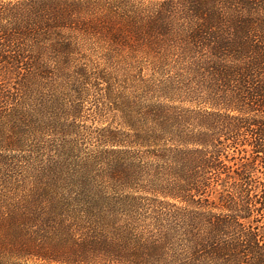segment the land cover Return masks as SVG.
I'll use <instances>...</instances> for the list:
<instances>
[{
    "label": "trees",
    "instance_id": "1",
    "mask_svg": "<svg viewBox=\"0 0 264 264\" xmlns=\"http://www.w3.org/2000/svg\"><path fill=\"white\" fill-rule=\"evenodd\" d=\"M90 93L121 213L46 147ZM0 204V264H264V0H0Z\"/></svg>",
    "mask_w": 264,
    "mask_h": 264
},
{
    "label": "rangeland",
    "instance_id": "2",
    "mask_svg": "<svg viewBox=\"0 0 264 264\" xmlns=\"http://www.w3.org/2000/svg\"><path fill=\"white\" fill-rule=\"evenodd\" d=\"M70 92H63L62 96H69ZM71 99V98H70ZM99 99L97 94L90 93V95L84 97L85 108L81 112L79 116H77L75 126L69 127L67 126L64 129V133H61L58 136H48L46 139V147L54 150V146L57 148L56 150L59 152L61 156L60 160H58V165H61L63 168V173L61 175L60 187L67 188L71 191H77V187L79 182L76 180V176H79V172L82 170L80 166H82L85 162H88L89 159H93L105 152L108 147L104 143V135L107 131L112 127L120 126V116L116 114L113 117V113L110 110H99V107H95L97 100ZM97 106V104H96ZM58 140L55 145V140ZM65 143V147H64ZM62 146V147H61ZM53 156V153H50ZM106 162L108 163L107 156L104 157ZM96 164L86 170V172L91 173V183L93 185L99 186V191L105 194V198L101 200L98 204H115V209L119 210V212H123L122 210L126 209L133 201L129 196L127 197L126 193H130L138 198H142V204L147 203L146 197L143 191L140 190L136 185H132L133 189L123 190V188H119L114 191H106V185L110 183L106 180L107 173L105 171L106 167L102 166L101 162L98 160H94ZM106 163V164H107ZM100 182H104L100 186ZM113 186L110 184V189ZM106 192V193H105ZM117 204H120L118 207ZM13 204H0V219H1V209L9 208ZM121 217V216H120ZM1 258V256H0ZM35 263V260H31L27 258V263ZM39 263V262H38Z\"/></svg>",
    "mask_w": 264,
    "mask_h": 264
}]
</instances>
